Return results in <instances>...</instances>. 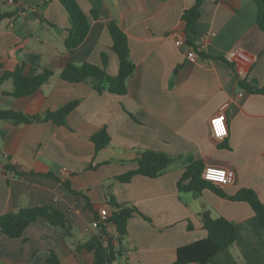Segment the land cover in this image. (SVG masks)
Listing matches in <instances>:
<instances>
[{"label": "crops", "instance_id": "0c3cea01", "mask_svg": "<svg viewBox=\"0 0 264 264\" xmlns=\"http://www.w3.org/2000/svg\"><path fill=\"white\" fill-rule=\"evenodd\" d=\"M9 1L0 0V14H10L0 20V78L17 68L25 76L45 69L54 75L19 98L12 95V80L2 81L0 111L44 116L74 106L63 126L0 120V216L49 207L64 215L71 230L66 235L39 218L17 238L0 231V264H44L51 252L61 264H91L93 256L79 247L102 227L115 240L108 220L91 229L101 208L109 215L115 211L111 201L138 212L127 222L123 264L173 263L178 248L207 238L203 212L236 227L233 246L207 264H264V230L247 203L207 189L199 194L177 189L184 168L199 161L203 168L234 172V182L220 186L227 197L251 189L264 205V93H249L235 78L264 91V32L254 1L201 0L195 33L188 38L181 16L195 0H75L89 31L73 53L65 48L69 16L57 0ZM111 20L125 34L135 66L126 94L97 93L90 81L60 80L67 64L102 68V53L106 74H118L107 28ZM188 48L194 59L186 57ZM103 128L110 140L95 152L91 139ZM141 151L173 161L157 178L120 182L137 169Z\"/></svg>", "mask_w": 264, "mask_h": 264}, {"label": "trees", "instance_id": "16d2710c", "mask_svg": "<svg viewBox=\"0 0 264 264\" xmlns=\"http://www.w3.org/2000/svg\"><path fill=\"white\" fill-rule=\"evenodd\" d=\"M65 9L69 16L70 27L67 30L68 36L65 40V48L69 53L83 42L89 31V24L86 16L80 9L75 0H57ZM257 8L256 23L261 31L264 32V0H253ZM44 1L43 6L47 5ZM201 0H195L192 8L184 11L181 20L185 23V33L189 38L195 33V25L200 17L199 8ZM10 14H0V20L9 17ZM92 16L97 18V14L92 12ZM108 32L112 40L111 50L116 54L119 61L118 74L110 77L105 72L107 66V56L102 53L103 67L84 63L80 66L67 64L59 73L58 77L64 82L78 84L90 81L93 89L97 93L108 92L115 95H125L127 92L126 82L132 76L135 66L129 58V50L125 34L119 28L115 20L108 24ZM187 46L190 42L187 40ZM233 70V64L224 60ZM235 73V72H234ZM54 73L45 69L37 76H25L21 69L12 72H6L0 78V83L6 79H11L14 97H26L40 89L46 84ZM235 78L239 87L246 89L249 93H264L263 90L253 89L249 84L241 81L237 74ZM73 104L63 106L54 113H46L44 116H27L21 113L11 111H0V120L9 121L15 124H30L42 121H50L55 125L63 126L65 118L73 108ZM95 146V152L100 151L109 143V136L103 128L92 137ZM173 161V158L163 153L155 151H141L137 153L135 162L137 169L118 178L120 182H129L134 176H143L147 178L159 177L165 168ZM203 166L199 161H191L185 168L177 183V189L182 192H192L199 194L207 189L214 194L228 198L230 201L247 203L257 216L261 228L264 230V205L259 200L257 194L251 189H242L236 195L227 197L221 190L220 186L211 182L204 181L201 178ZM114 208L108 218L116 229V238L113 240L107 236L102 227V232L93 236L89 241L79 247L93 256L91 264H123L121 258L123 255L122 242L127 236V222L134 213H138L135 208L120 207L110 203ZM203 229L207 232V238L196 243L183 246L177 249L175 261L171 264H207L219 253L231 248L236 240V227L234 224L224 218L213 219L207 212L200 214ZM39 218L47 220L53 226H60L66 235L70 234L71 227L67 223L64 215L56 209L49 207L23 208L16 213H10L0 216V231L9 238L21 236L25 228ZM147 221V218L144 217ZM107 238V244L103 240ZM44 264H61L59 258L54 252H51ZM245 264V263H239Z\"/></svg>", "mask_w": 264, "mask_h": 264}, {"label": "built area", "instance_id": "2783aa9c", "mask_svg": "<svg viewBox=\"0 0 264 264\" xmlns=\"http://www.w3.org/2000/svg\"><path fill=\"white\" fill-rule=\"evenodd\" d=\"M9 2L12 3L13 1L10 0ZM175 45L177 47H181L183 45V43L180 40H177L175 42ZM186 57L188 59H194L195 58V52L193 50H191L190 48H188V50L186 52ZM0 171L4 172V168L2 165H0ZM201 178L204 181L211 182V183L218 185V186H226V185H230L234 182L235 175H234V172L231 170H228L225 168L208 166V167L203 168V170L201 172ZM108 218H109V213H108L107 209L101 208L99 210L98 218L96 220H94V222L91 224V229H94V230L98 229L99 225L106 223ZM107 240L108 239L105 237L103 240L104 245L107 244Z\"/></svg>", "mask_w": 264, "mask_h": 264}]
</instances>
